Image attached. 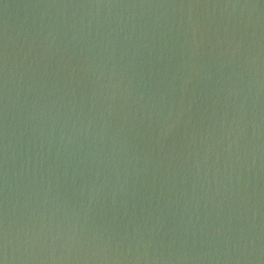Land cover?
Listing matches in <instances>:
<instances>
[{
  "label": "water",
  "instance_id": "water-1",
  "mask_svg": "<svg viewBox=\"0 0 264 264\" xmlns=\"http://www.w3.org/2000/svg\"><path fill=\"white\" fill-rule=\"evenodd\" d=\"M3 264H264V0H0Z\"/></svg>",
  "mask_w": 264,
  "mask_h": 264
},
{
  "label": "snow or ice",
  "instance_id": "snow-or-ice-1",
  "mask_svg": "<svg viewBox=\"0 0 264 264\" xmlns=\"http://www.w3.org/2000/svg\"><path fill=\"white\" fill-rule=\"evenodd\" d=\"M0 264H3V262H2V261H0Z\"/></svg>",
  "mask_w": 264,
  "mask_h": 264
}]
</instances>
